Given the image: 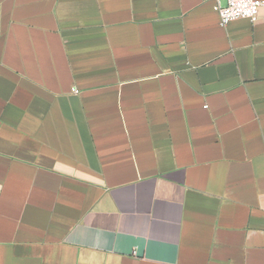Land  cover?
Here are the masks:
<instances>
[{
  "label": "crops",
  "instance_id": "0c3cea01",
  "mask_svg": "<svg viewBox=\"0 0 264 264\" xmlns=\"http://www.w3.org/2000/svg\"><path fill=\"white\" fill-rule=\"evenodd\" d=\"M214 6L0 0V264H264V6Z\"/></svg>",
  "mask_w": 264,
  "mask_h": 264
},
{
  "label": "built area",
  "instance_id": "2783aa9c",
  "mask_svg": "<svg viewBox=\"0 0 264 264\" xmlns=\"http://www.w3.org/2000/svg\"><path fill=\"white\" fill-rule=\"evenodd\" d=\"M214 1L215 11L220 16V24L226 27L233 21L246 19L256 23L259 19V13L264 2L261 0H206ZM225 2V5L222 2Z\"/></svg>",
  "mask_w": 264,
  "mask_h": 264
}]
</instances>
